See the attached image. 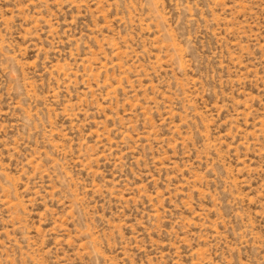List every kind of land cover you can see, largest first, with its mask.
<instances>
[{
	"label": "rangeland",
	"instance_id": "374dc122",
	"mask_svg": "<svg viewBox=\"0 0 264 264\" xmlns=\"http://www.w3.org/2000/svg\"><path fill=\"white\" fill-rule=\"evenodd\" d=\"M0 264H264V0H0Z\"/></svg>",
	"mask_w": 264,
	"mask_h": 264
}]
</instances>
